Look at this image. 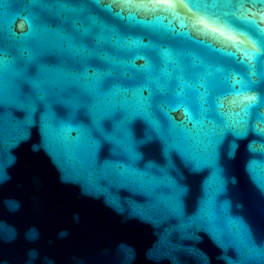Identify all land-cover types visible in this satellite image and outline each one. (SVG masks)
<instances>
[{"label":"water","instance_id":"95a60500","mask_svg":"<svg viewBox=\"0 0 264 264\" xmlns=\"http://www.w3.org/2000/svg\"><path fill=\"white\" fill-rule=\"evenodd\" d=\"M0 264H264V4L0 0Z\"/></svg>","mask_w":264,"mask_h":264},{"label":"snow or ice","instance_id":"6c2138e0","mask_svg":"<svg viewBox=\"0 0 264 264\" xmlns=\"http://www.w3.org/2000/svg\"><path fill=\"white\" fill-rule=\"evenodd\" d=\"M129 2H132V0H129ZM226 2H233V0H226ZM235 3L238 5V7H242L244 3H260L264 4V0H235ZM29 26L31 24L30 19L28 20Z\"/></svg>","mask_w":264,"mask_h":264}]
</instances>
